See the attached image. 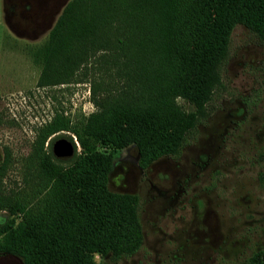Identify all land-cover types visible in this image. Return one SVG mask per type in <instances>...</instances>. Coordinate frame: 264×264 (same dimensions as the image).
I'll use <instances>...</instances> for the list:
<instances>
[{
    "label": "trees",
    "instance_id": "obj_1",
    "mask_svg": "<svg viewBox=\"0 0 264 264\" xmlns=\"http://www.w3.org/2000/svg\"><path fill=\"white\" fill-rule=\"evenodd\" d=\"M237 26L264 42V0H70L33 53L37 87L87 83L94 110L74 119L55 113L40 129L29 157L43 182L34 205L2 194L7 155L0 164V255L22 264H97L94 255L135 253L137 199L109 190L111 155L97 147L134 146L142 169L177 156L221 84ZM61 131L76 138L81 156L72 138L66 162L52 148L43 153Z\"/></svg>",
    "mask_w": 264,
    "mask_h": 264
},
{
    "label": "rangeland",
    "instance_id": "obj_2",
    "mask_svg": "<svg viewBox=\"0 0 264 264\" xmlns=\"http://www.w3.org/2000/svg\"><path fill=\"white\" fill-rule=\"evenodd\" d=\"M69 1L45 0L39 10L28 0L32 17L22 19L23 1L0 0V164L8 156L1 190L31 205L43 194L29 158L40 129L55 113L74 119L94 110L87 83L37 87L33 53ZM220 79L177 156L142 169L134 146L97 147L111 155L109 190L136 197L142 234L135 253L116 260L94 255L97 264H264V42L237 26ZM69 138L81 156L64 131L44 142L43 153ZM4 219L0 212V224ZM0 264L22 261L1 254Z\"/></svg>",
    "mask_w": 264,
    "mask_h": 264
},
{
    "label": "water",
    "instance_id": "obj_3",
    "mask_svg": "<svg viewBox=\"0 0 264 264\" xmlns=\"http://www.w3.org/2000/svg\"><path fill=\"white\" fill-rule=\"evenodd\" d=\"M73 144L64 139L56 140L52 145V153L60 160H69L74 155Z\"/></svg>",
    "mask_w": 264,
    "mask_h": 264
},
{
    "label": "flooded vegetation",
    "instance_id": "obj_4",
    "mask_svg": "<svg viewBox=\"0 0 264 264\" xmlns=\"http://www.w3.org/2000/svg\"><path fill=\"white\" fill-rule=\"evenodd\" d=\"M14 1V3H15V5L19 2V1H23L24 2V4H22V6H21V8L23 9L22 10V13H23V15H22V17H20V18H24V19H30L32 16L30 15V10H31V6L29 5V3H28V0H13ZM34 2H35V4H36V6L38 7V9L39 10H42V6H41V3H43V2H45V0H33ZM10 10V13L11 12H13L14 11V9L12 10V9H9ZM8 10V11H9ZM19 16H20V14H19ZM18 16V17H19ZM34 16V15H33Z\"/></svg>",
    "mask_w": 264,
    "mask_h": 264
}]
</instances>
